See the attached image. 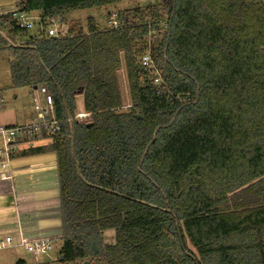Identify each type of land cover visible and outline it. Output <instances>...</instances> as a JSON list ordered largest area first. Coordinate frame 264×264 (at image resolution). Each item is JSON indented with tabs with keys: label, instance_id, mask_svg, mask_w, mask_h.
<instances>
[{
	"label": "trees",
	"instance_id": "obj_1",
	"mask_svg": "<svg viewBox=\"0 0 264 264\" xmlns=\"http://www.w3.org/2000/svg\"><path fill=\"white\" fill-rule=\"evenodd\" d=\"M120 1L20 0L14 11L41 31L7 48L11 89L44 87L59 124L28 150L56 159L49 264H264V0H159L117 12L118 29L62 27ZM12 13L2 25L24 33Z\"/></svg>",
	"mask_w": 264,
	"mask_h": 264
},
{
	"label": "crops",
	"instance_id": "obj_2",
	"mask_svg": "<svg viewBox=\"0 0 264 264\" xmlns=\"http://www.w3.org/2000/svg\"><path fill=\"white\" fill-rule=\"evenodd\" d=\"M19 2L20 0H15V3L1 5L0 16L14 12ZM0 24V28L4 29L8 23ZM23 89L27 90L25 94H28L29 99L36 93L34 89ZM15 90L12 89L14 102L10 108L2 107L0 104V126L26 125L33 116L31 102L30 108L27 109L22 105L20 93ZM47 144L48 140L40 137L32 140L12 157L7 169H0V198L10 194L12 210L15 213V216L8 217L10 219L8 222L15 220V225L10 226L5 233L0 232V236L10 235L18 238L21 235L28 240L47 239L54 242L56 234L61 232L55 155L47 151L38 154L28 153L29 148L45 147ZM45 154L54 156L43 157ZM3 209L0 210L2 214L5 212ZM9 219L2 217L0 222ZM54 261L55 259H51L47 264Z\"/></svg>",
	"mask_w": 264,
	"mask_h": 264
},
{
	"label": "rangeland",
	"instance_id": "obj_3",
	"mask_svg": "<svg viewBox=\"0 0 264 264\" xmlns=\"http://www.w3.org/2000/svg\"><path fill=\"white\" fill-rule=\"evenodd\" d=\"M159 0H121L120 3L108 6L104 8L97 9H87L82 11H76L71 13L66 18V24L62 26L63 28H73L76 32L86 29V20L93 18L99 28H104L106 26V21L108 16L113 13H117L124 10H129L137 7H146L149 5H154ZM15 3V0H0V6H5L7 3ZM32 28L26 30L24 33L15 34L12 30V27L7 24L4 29L0 28V104L2 107L10 108L14 100H12V89L10 88V78H9V53L7 48L25 44V42L31 37H37L41 31V27L38 24V21L32 20ZM118 84L123 100L124 107H127L129 104L128 99V89L127 82L123 68L117 73ZM4 85V86H3ZM15 92L20 93L22 98V105L30 108V99L26 89H16ZM76 103V114L83 112L82 107V96L78 95L75 100ZM54 156L53 154H45L43 157ZM11 195L8 194L6 197L0 198V210H5V212L0 213V219L5 218L9 219L12 215L15 216L14 210L11 206ZM9 220L0 222V232L5 233L8 231L10 226L13 227L15 220ZM57 225V224H56ZM58 229V227H57ZM61 233V232H60ZM60 233L58 232L54 237L53 243V252L47 257L38 258L37 261L33 259L32 256L26 254L23 248H13L6 251L0 252V261L1 264H17L19 261H23L25 264H47L49 260L56 259V252L59 249V239ZM13 237V236H12ZM103 241L105 244L110 245L114 243V231L109 230L104 232ZM52 257V258H51Z\"/></svg>",
	"mask_w": 264,
	"mask_h": 264
},
{
	"label": "built area",
	"instance_id": "obj_4",
	"mask_svg": "<svg viewBox=\"0 0 264 264\" xmlns=\"http://www.w3.org/2000/svg\"><path fill=\"white\" fill-rule=\"evenodd\" d=\"M32 20L38 21V17H31L24 13L14 12L11 15L10 22L15 24L20 29L32 28ZM1 22V21H0ZM106 26L111 29H118L120 22L117 19L116 13L110 15L106 21ZM58 24L52 22V27L48 30L49 36H56ZM139 64L144 70H152L154 67L152 58L149 52L141 55ZM158 78L154 80L158 84ZM36 93L31 96L30 102L33 116L26 125L15 127L0 126V169L8 168L11 161V156L17 154L22 147L27 146L32 140L36 139V134L39 131H45L48 134L59 132V124L53 114V103L51 97L47 94L44 87H36ZM89 115L82 112L76 114L75 119L86 122ZM23 248L24 252L33 257L35 261L38 258L46 257L54 250L50 240H28L21 235L14 238L10 235L0 236V252L13 248ZM1 264V261H0Z\"/></svg>",
	"mask_w": 264,
	"mask_h": 264
},
{
	"label": "water",
	"instance_id": "obj_5",
	"mask_svg": "<svg viewBox=\"0 0 264 264\" xmlns=\"http://www.w3.org/2000/svg\"><path fill=\"white\" fill-rule=\"evenodd\" d=\"M33 89L36 90V87H34ZM60 259H62V258H60Z\"/></svg>",
	"mask_w": 264,
	"mask_h": 264
}]
</instances>
